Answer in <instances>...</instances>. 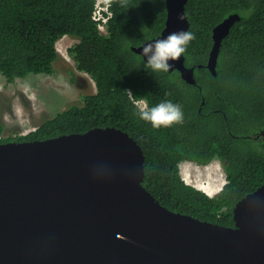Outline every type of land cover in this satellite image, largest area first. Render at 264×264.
I'll use <instances>...</instances> for the list:
<instances>
[{"label": "trees", "instance_id": "1", "mask_svg": "<svg viewBox=\"0 0 264 264\" xmlns=\"http://www.w3.org/2000/svg\"><path fill=\"white\" fill-rule=\"evenodd\" d=\"M95 0H0V74L8 82L53 74L58 41L78 39L69 49L76 68L96 92L69 104L24 135L0 143L43 140L95 127L129 133L145 155L143 185L167 208L201 220L234 226L233 209L264 184V0H189L186 15L194 34L184 54L196 83L178 70L153 71L132 47L158 37L166 24V0H111L107 32L94 20ZM241 19L223 40L218 75L206 67L213 29L229 15ZM199 65H202L201 67ZM73 82L78 81L75 76ZM128 91H131L130 94ZM136 100L149 108L164 100L181 105L184 118L153 128L139 118ZM204 102V103H203ZM221 161L226 183L209 195L188 183L180 163Z\"/></svg>", "mask_w": 264, "mask_h": 264}, {"label": "water", "instance_id": "2", "mask_svg": "<svg viewBox=\"0 0 264 264\" xmlns=\"http://www.w3.org/2000/svg\"><path fill=\"white\" fill-rule=\"evenodd\" d=\"M188 1L166 0L161 34L132 49L143 57L146 44L189 30ZM240 19L231 14L213 29V76ZM169 63L196 83L184 54ZM144 162L137 140L112 126L0 143V264H264V184L225 226L162 205L143 185Z\"/></svg>", "mask_w": 264, "mask_h": 264}, {"label": "rangeland", "instance_id": "3", "mask_svg": "<svg viewBox=\"0 0 264 264\" xmlns=\"http://www.w3.org/2000/svg\"><path fill=\"white\" fill-rule=\"evenodd\" d=\"M78 42L71 36L58 43L59 59L53 74H31L8 82L0 74L1 136L24 135L35 129L46 118H52L69 104L80 103L84 95L95 93L97 88L90 75L76 68L69 49ZM84 75V76H83ZM75 76L78 81L73 82ZM181 175L190 184L213 196L226 182V173L220 160L207 165L193 161L180 163ZM219 181L222 183L219 184Z\"/></svg>", "mask_w": 264, "mask_h": 264}, {"label": "clouds", "instance_id": "4", "mask_svg": "<svg viewBox=\"0 0 264 264\" xmlns=\"http://www.w3.org/2000/svg\"><path fill=\"white\" fill-rule=\"evenodd\" d=\"M180 21L185 20L183 14L179 15ZM194 39V34L188 30L170 32L167 36L146 44L142 48L146 65L153 71L167 72L170 68L169 61L178 60L186 52L187 46ZM130 94L131 91H128ZM139 118L150 122L153 128L170 127L183 121L184 113L178 103L164 100L148 108L141 107L138 111Z\"/></svg>", "mask_w": 264, "mask_h": 264}, {"label": "built area", "instance_id": "5", "mask_svg": "<svg viewBox=\"0 0 264 264\" xmlns=\"http://www.w3.org/2000/svg\"><path fill=\"white\" fill-rule=\"evenodd\" d=\"M95 2L93 18L98 22L99 29L103 33H106L109 18L112 16V12L110 10L111 0H95ZM135 103L141 108L146 104V101L136 100Z\"/></svg>", "mask_w": 264, "mask_h": 264}, {"label": "flooded vegetation", "instance_id": "6", "mask_svg": "<svg viewBox=\"0 0 264 264\" xmlns=\"http://www.w3.org/2000/svg\"><path fill=\"white\" fill-rule=\"evenodd\" d=\"M144 106H147V107L149 108L148 102H146V104H145ZM144 106H143V107H144Z\"/></svg>", "mask_w": 264, "mask_h": 264}, {"label": "bare ground", "instance_id": "7", "mask_svg": "<svg viewBox=\"0 0 264 264\" xmlns=\"http://www.w3.org/2000/svg\"><path fill=\"white\" fill-rule=\"evenodd\" d=\"M84 76V75H83ZM222 183L221 181H219V184ZM221 188V185L218 187V189Z\"/></svg>", "mask_w": 264, "mask_h": 264}, {"label": "crops", "instance_id": "8", "mask_svg": "<svg viewBox=\"0 0 264 264\" xmlns=\"http://www.w3.org/2000/svg\"><path fill=\"white\" fill-rule=\"evenodd\" d=\"M226 183V182H225ZM222 188V187H221ZM221 188H220V190H221ZM220 190H218L216 193H218Z\"/></svg>", "mask_w": 264, "mask_h": 264}]
</instances>
